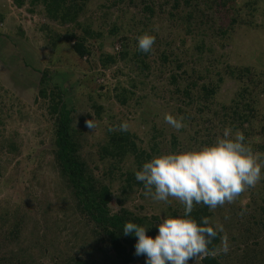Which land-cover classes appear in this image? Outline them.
Returning a JSON list of instances; mask_svg holds the SVG:
<instances>
[{
  "label": "rangeland",
  "instance_id": "374dc122",
  "mask_svg": "<svg viewBox=\"0 0 264 264\" xmlns=\"http://www.w3.org/2000/svg\"><path fill=\"white\" fill-rule=\"evenodd\" d=\"M213 1L124 0L111 7L110 1L91 0L79 18L81 26L72 28L47 20L42 7H31L28 0L21 8L0 0V257L52 264L53 257L96 252L59 176L54 122L41 90H62L81 158L109 187L111 213L125 209L158 228L184 210L178 200L165 204L145 197L135 178L142 166L131 157L111 174L99 162V145L108 130L119 131L123 122L147 161L212 145L230 128L233 135L244 134L264 164V0ZM148 4L152 13L145 10ZM84 31L91 34L86 43L90 56L79 59L67 38ZM144 34L155 36V44L138 57L137 39ZM121 53H126L123 59ZM102 55L115 56L116 64L104 69ZM202 86L214 91L207 100ZM120 88L131 93L125 105L115 97ZM235 105L248 123L235 120ZM169 114L183 117L185 127L177 131L168 125ZM263 210L264 179L233 203L211 210L210 223L223 226L217 250L221 264H264ZM14 226L17 238L11 241ZM96 253L93 258L103 264V255ZM202 257L189 264H201Z\"/></svg>",
  "mask_w": 264,
  "mask_h": 264
},
{
  "label": "trees",
  "instance_id": "16d2710c",
  "mask_svg": "<svg viewBox=\"0 0 264 264\" xmlns=\"http://www.w3.org/2000/svg\"><path fill=\"white\" fill-rule=\"evenodd\" d=\"M17 8H21L26 3V0H12ZM91 0H28L31 7L41 6L44 16L49 21L58 23L59 25H71L72 28L80 27L79 18L84 13L88 3ZM110 1L111 7L121 4L124 0H107ZM221 0H214V3L219 4ZM227 1V0H226ZM186 3V2H185ZM173 8H176L174 5ZM33 10V9H32ZM31 10V12H33ZM145 10L152 13L150 5L145 6ZM261 17L264 18V5L261 9ZM1 19V17H0ZM88 32L76 35L74 32L69 33L67 41L70 43L72 52L79 59H86L90 56V51L86 46ZM99 36V35H97ZM137 48L135 56H141ZM121 59L126 56V53L120 54ZM104 69L117 62V58L112 55H102L100 59ZM48 74V73H47ZM46 73L42 76L41 82H45ZM171 82H176L172 77ZM196 83H191L190 87L194 88ZM205 93L204 100H207V95H212L213 90H209L202 86ZM47 89L41 90L39 93L41 98L46 100L49 115L54 122V160L60 178L64 181L66 189L69 191L75 208L80 216V224L85 223L88 226L89 232L92 236V246L96 252L103 255V264H137L139 260H143L144 256H137L135 254V244L137 238L133 236L123 235V227L127 222H133L137 225L148 229L147 234L155 237L158 234L157 227L147 223L143 218H139L129 212L121 209L117 213H111L109 204L111 202V193L107 185L99 183L89 171L86 162L82 160L81 144L78 138L77 131L72 127V110L68 108L62 96V90L57 88L50 92ZM116 100L125 105L130 99L131 93L124 88L117 90ZM187 98L193 97L192 92L188 89L184 90ZM198 99V96H195ZM233 107L232 115L236 121L244 125L249 122L248 116L240 112L238 105ZM135 135L129 131H110L108 130L106 139L102 145L97 149L98 160L101 164L108 166L110 174L115 168L128 158L131 157L135 162L136 167L142 166L149 156L145 155L136 142ZM133 179V175H131ZM129 186V185H128ZM125 188V187H123ZM184 209V208H183ZM264 211V210H263ZM183 212L180 217H183ZM209 218V224L205 227L216 228L212 223L211 210L204 205H196L191 214V218L200 221L202 218ZM10 240L17 238V229L13 228L10 232ZM220 243V232L215 239L209 244V249L213 253L206 257H202L201 264H221L217 250ZM94 250L91 251L90 256H69L66 260L53 257L52 264H99L95 261L94 255H97ZM98 258V257H96ZM0 264H18L14 263L11 258H6L1 255Z\"/></svg>",
  "mask_w": 264,
  "mask_h": 264
},
{
  "label": "clouds",
  "instance_id": "9594fccd",
  "mask_svg": "<svg viewBox=\"0 0 264 264\" xmlns=\"http://www.w3.org/2000/svg\"><path fill=\"white\" fill-rule=\"evenodd\" d=\"M155 39L150 34L138 37V50L149 53ZM165 122L177 131L185 127L183 117L177 119L169 114ZM87 125L92 128V121H87ZM119 129L127 131L128 124L121 123ZM245 140L242 132L233 135L230 128H225L212 145L154 156L135 172L137 182L144 186L145 197L165 204L170 198L175 199L184 208L183 217L163 219L155 237L133 222L124 225L123 235L137 238L135 254L144 256L145 264H189L201 256L213 254L209 244L218 231H223V226L205 227L209 218L198 222L191 214L196 205L215 210L233 203L241 193L264 179V164ZM222 244L226 254L229 251L226 237Z\"/></svg>",
  "mask_w": 264,
  "mask_h": 264
}]
</instances>
